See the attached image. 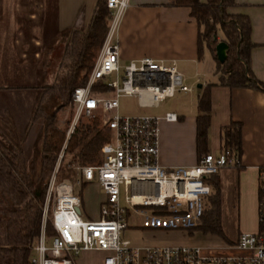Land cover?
<instances>
[{
    "label": "built area",
    "instance_id": "1",
    "mask_svg": "<svg viewBox=\"0 0 264 264\" xmlns=\"http://www.w3.org/2000/svg\"><path fill=\"white\" fill-rule=\"evenodd\" d=\"M105 5L110 15L108 31L85 86L72 92L75 116L67 138L80 117L101 113L110 140L100 150L99 164L74 168L75 183L58 181L59 156L48 181L42 230L30 264H77L83 253L101 254V264H264V167L257 176L258 230L240 234L234 245L206 252L197 246H135L122 239L128 229L194 231L214 194L211 178L224 168L238 166L239 158L226 149L201 156L190 168L159 164L161 119L122 117L119 99L137 97L141 108H152L193 87L175 61L144 58L121 65L115 33L128 0H105ZM95 86L105 91L94 90ZM163 119L174 122L176 115L169 113ZM74 184H96L101 189L104 200L96 220L81 214ZM47 220L54 232L51 237L45 234Z\"/></svg>",
    "mask_w": 264,
    "mask_h": 264
},
{
    "label": "crops",
    "instance_id": "2",
    "mask_svg": "<svg viewBox=\"0 0 264 264\" xmlns=\"http://www.w3.org/2000/svg\"><path fill=\"white\" fill-rule=\"evenodd\" d=\"M97 1L0 0V55L27 56L33 53L41 56L63 32H85L92 20ZM173 2L174 0H128V8L121 16L115 33L120 64L144 58L175 61L188 86L194 88L196 85V89L197 85L202 86L196 92L194 89L191 92H177L172 98L150 108L152 112L149 116L161 119L158 159L162 167L190 168L205 154L218 155L223 146L222 128L231 122L242 125L239 165L224 168L211 178L217 184L214 194L220 202L224 238L234 245L240 234L255 233L258 230L257 176L258 170L264 167V93L255 89H230L221 86L211 51L202 45L201 57L199 56L201 28L191 16L189 8L173 6ZM199 2L205 3L206 0ZM235 4L228 13L248 18L250 39L254 44L250 67L255 78L264 84V0H235ZM5 7L10 8L11 12H7ZM217 41L224 42L221 32L217 34ZM205 90L210 97L208 151L198 155V98ZM1 91L2 89L0 93ZM6 111L15 119L9 109H2L0 115ZM169 113L176 115V121L168 122L163 119ZM29 121L30 116L24 129ZM87 185L91 184L80 187ZM98 189L101 191L99 187ZM103 200L102 193L98 208ZM98 216L99 210L96 218L87 219L96 220ZM234 223L242 226V231L231 235ZM77 264H80L79 259Z\"/></svg>",
    "mask_w": 264,
    "mask_h": 264
},
{
    "label": "trees",
    "instance_id": "3",
    "mask_svg": "<svg viewBox=\"0 0 264 264\" xmlns=\"http://www.w3.org/2000/svg\"><path fill=\"white\" fill-rule=\"evenodd\" d=\"M173 6L187 7L197 21L199 56L202 45L212 53L216 62L219 84L230 89H255L264 93V84L259 82L250 67L251 28L248 18L232 15L228 10L236 6L235 0H174ZM109 24V11L105 0H98L92 20L85 32L65 31L52 46L41 55L40 83L37 89L30 121L20 133L13 116L8 112L0 115V264H30L33 247L43 225V208L49 178L60 152L69 157L61 173L73 175V165L91 166L100 163L98 153L110 137L100 128L98 120L76 127L66 139L64 132L56 128L59 107L70 102L74 89L85 86L95 59L104 43ZM221 32L228 45L227 59L220 64L215 56ZM59 55L55 72L49 74L56 55ZM54 66V65H53ZM48 75L52 83L46 82ZM101 89L98 86L94 90ZM39 124L38 133L27 155L28 131ZM196 149L198 155L208 151L210 128V97L205 90L198 98L196 118ZM222 150H229L238 158L241 155L242 125L231 122L221 131ZM65 147V148H64ZM214 193L215 181L210 180ZM209 208L201 217L197 230L225 240L221 227L220 202L215 194L209 199ZM51 208L48 210V218ZM45 234L53 236L49 220Z\"/></svg>",
    "mask_w": 264,
    "mask_h": 264
},
{
    "label": "rangeland",
    "instance_id": "4",
    "mask_svg": "<svg viewBox=\"0 0 264 264\" xmlns=\"http://www.w3.org/2000/svg\"><path fill=\"white\" fill-rule=\"evenodd\" d=\"M5 9L7 12L11 10L10 8L8 9L6 7ZM56 56L57 57L55 58V61L53 63L54 66L52 65V67L50 68L49 74H51V72H55L58 62L57 58L59 57V55L57 54ZM97 57L95 61L97 60ZM41 62V56L35 55L33 53L28 54L27 56L17 54L0 55V85H2L0 86V89H2L0 93V113L2 112V109H9L15 116L14 121L18 126L17 128L21 134L24 133L23 127L27 123L29 116H31L34 98L35 95H37V89H33L32 87H36L40 83V78L38 76L40 75L39 70L41 67ZM52 79L53 78L48 75L46 82L48 84H51ZM190 83L189 85H191ZM193 89L195 90L194 92L197 91L196 85ZM150 112H152L150 108H141L139 106L137 97L123 96L119 99L118 114L122 117L149 116ZM74 116L75 108L72 105L71 99L70 102H68L66 105H62L61 107H59L57 113L56 128L59 131L64 132L66 139H68L67 133ZM103 117L104 116L101 113H96L93 117L82 116L79 119L77 127H79L80 124L87 125L94 120H98L100 122V128L105 131L110 137V134L102 125ZM39 126V124H35L33 128L28 131L27 143L25 144L27 155L31 154V146L38 133ZM60 155H62V160L60 162V168L57 175L58 181L66 179L72 183H75L77 181L78 174L74 168H76V166L78 165L69 167L73 172V175H69L68 173H61L63 165L67 164L69 157L65 156L64 158L63 151L60 152L59 156ZM98 158L101 162L100 152L98 153ZM74 193L77 194L82 201L80 210L83 217L86 219L96 218L99 210L98 200L102 195L97 185L91 184L87 185L84 188H81L74 184ZM132 222L133 221H131V223ZM241 231L242 226L240 227V225H237L236 223L231 226V235ZM122 239L130 241L135 246H197L202 248L206 252L224 250V248H228L233 245L230 242H226V240L222 241L215 235L205 234L201 230H197V228H195L194 231L189 232V234L184 232L128 229L123 232ZM101 258L102 255L99 253H83L82 256L79 257V262L80 264H100Z\"/></svg>",
    "mask_w": 264,
    "mask_h": 264
},
{
    "label": "water",
    "instance_id": "5",
    "mask_svg": "<svg viewBox=\"0 0 264 264\" xmlns=\"http://www.w3.org/2000/svg\"><path fill=\"white\" fill-rule=\"evenodd\" d=\"M228 45L225 42H218L215 46V56L220 64H223L227 59ZM201 85H197V89L200 90Z\"/></svg>",
    "mask_w": 264,
    "mask_h": 264
}]
</instances>
